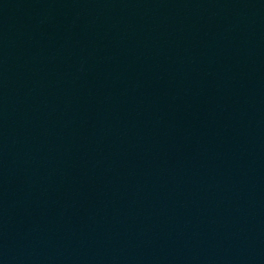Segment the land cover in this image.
<instances>
[{
  "label": "water",
  "instance_id": "obj_1",
  "mask_svg": "<svg viewBox=\"0 0 264 264\" xmlns=\"http://www.w3.org/2000/svg\"><path fill=\"white\" fill-rule=\"evenodd\" d=\"M264 19V0H0V53L117 45Z\"/></svg>",
  "mask_w": 264,
  "mask_h": 264
}]
</instances>
